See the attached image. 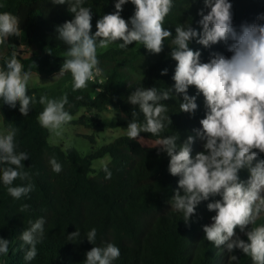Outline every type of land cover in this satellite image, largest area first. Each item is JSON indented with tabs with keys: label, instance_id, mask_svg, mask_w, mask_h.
Returning <instances> with one entry per match:
<instances>
[{
	"label": "trees",
	"instance_id": "1",
	"mask_svg": "<svg viewBox=\"0 0 264 264\" xmlns=\"http://www.w3.org/2000/svg\"><path fill=\"white\" fill-rule=\"evenodd\" d=\"M116 0H85V6L91 7L92 32L96 31V21L104 14L115 12ZM232 4L233 27L239 31L242 24L254 23L260 14H264V0H229ZM173 8L165 20L164 27L175 36L177 24H190L198 32L202 26L198 21L199 10L207 14L203 0H173ZM68 5H54L51 0H0V13L9 12L19 17L22 34L9 37L0 45V68L11 58L15 49L17 59L28 70L41 75L58 74L63 62V53L67 45L57 39V27L73 19L67 11ZM134 13L130 2L123 6L122 18L129 20ZM264 24V20L259 21ZM171 37L164 41L160 54L149 53L142 45H129L119 50L114 44L108 50L98 49L99 67L102 73L95 83L82 91H71V75L66 73L62 81L70 82L67 88L58 81L50 85H38L28 88V95H34L38 101L40 95L59 98L68 92L69 105L66 110L78 112L87 109L116 107L124 113L122 119L97 118L81 115L74 122L92 123L99 127L127 126L131 112L136 106L131 105L127 97L136 87L170 88L176 62L169 56ZM33 46L27 54L22 45ZM122 43V41H120ZM189 47L200 51L202 63L209 62L213 53L230 57L223 42L208 48L190 42ZM51 53H50V52ZM34 63V64H32ZM167 69L166 75H161ZM103 89L97 92L96 89ZM189 96H196L198 105L194 114L179 112L182 95L164 101L169 108L172 124L162 136L177 135L182 143L189 135L195 136L194 129L201 127L206 108L202 94L197 95L194 87H189ZM77 96L84 99L77 100ZM27 117L16 109H10L0 100V117L7 128L18 129L16 135L17 151H25L29 159L23 163L29 172L34 190L28 197L15 200L7 194L0 183V238L9 240V251L0 254V264H83L86 252L94 246L90 244L85 233L93 227L97 229L96 246L114 243L120 248L121 255L114 264H229V256L239 259L231 264H251L249 257L241 250L229 253L226 245L214 247L204 239L203 226L211 224L215 212L206 208L208 202H201L191 221L186 224L179 213L171 211L167 202L177 189L179 177H173L168 171L169 157L165 153L157 155V137L141 133V138L130 140L126 134L117 136L112 141L93 146L91 151L83 153L76 147H66L62 143L49 140L50 133L41 128L37 122L43 105L35 103L30 106ZM138 111V108H136ZM143 119V115H140ZM95 144V138L90 137ZM202 141L198 138L193 144V156L202 151ZM109 155L110 160L95 165L98 158ZM53 156L62 165L59 174L52 172L49 160ZM258 159H264L261 154ZM255 163V162H254ZM112 172L111 179H105L103 167ZM240 179L249 178L247 170H241ZM28 181L17 179L14 186L24 185ZM182 192V190H181ZM22 204H29L30 209L20 212ZM45 219V235L37 244L38 255L33 261L23 259L27 245L21 248V233L30 227L29 221ZM264 225V213L255 225ZM79 229L80 241H68L67 235ZM237 235L247 242V236L237 229Z\"/></svg>",
	"mask_w": 264,
	"mask_h": 264
},
{
	"label": "clouds",
	"instance_id": "2",
	"mask_svg": "<svg viewBox=\"0 0 264 264\" xmlns=\"http://www.w3.org/2000/svg\"><path fill=\"white\" fill-rule=\"evenodd\" d=\"M134 5V13L125 20L121 16L126 3ZM54 5L67 4V11L73 19L58 26L57 39L66 44L62 54L63 62L57 76L71 75V91L77 92L95 83L101 75L99 50H108L116 45L125 50L129 45H142L151 54H160L164 41L171 37L169 56L176 62L174 85L166 89L136 87L127 97L136 106L127 124L126 136L130 140L148 133L157 137V155L165 153L170 159L168 171L171 176L179 177L177 189L167 201L171 211L179 213L188 224L196 213L197 206L208 202L206 208L215 212L211 224L203 226L204 239L214 247L226 245L229 253L239 249L249 257L251 264H264V225H255L264 212V14L256 22L242 24L237 31L233 27L232 4L229 0H203L207 14L201 9L198 21L202 31L198 32L190 24H177L175 36L164 27L165 20L174 4L173 0H116L115 12L104 14L96 21V31L92 32V9L85 6V0H51ZM22 29L19 17L9 12L0 13V45L9 37H20ZM193 40L205 48L223 42L226 57L213 53L209 62L202 63L200 51L189 47ZM122 41V43L120 42ZM50 52V51H49ZM51 53V52H50ZM34 64V63H32ZM35 65V64H34ZM163 69L161 75L167 74ZM32 78L31 65L25 70L17 59L15 49L11 58L0 68V100L10 109H16L24 117L29 115L31 105L39 103L43 110L37 116L41 128L55 137H62L65 128L73 120L66 105H69L68 92L59 98L28 95L29 81ZM202 94L206 113L200 119V128L194 129L195 136L189 135L178 143L179 136H162L172 124L168 105L164 103L173 96L182 95L179 112L194 114L198 108L196 96H189V87ZM103 89L97 88V92ZM77 100L84 99L77 96ZM143 119H140V115ZM18 129L12 126L0 134V183L7 194L15 200L28 197L35 185L29 172L25 171L24 161L29 159L25 151H17L16 135ZM202 141V151L193 156L196 139ZM255 162V163H254ZM52 172L59 174L62 165L53 156L49 160ZM241 170H247L249 178L240 179ZM105 179H111L112 172L103 167ZM28 181L14 186V181ZM182 190V192H181ZM29 204H22L19 211L26 212ZM20 240L24 251L23 259L33 261L38 255L37 244L44 239L45 219L29 221ZM237 229L247 236V242L237 235ZM79 229L67 235L68 241H80ZM86 240L94 245L86 252L83 264H114L121 252L114 243L96 246L97 229L85 233ZM9 240L0 238V254L9 251ZM235 255L229 256V264L238 261Z\"/></svg>",
	"mask_w": 264,
	"mask_h": 264
},
{
	"label": "rangeland",
	"instance_id": "3",
	"mask_svg": "<svg viewBox=\"0 0 264 264\" xmlns=\"http://www.w3.org/2000/svg\"><path fill=\"white\" fill-rule=\"evenodd\" d=\"M22 48H24L27 51L26 53L29 54L32 51L33 46L25 42L22 45ZM55 76L56 74L47 76L32 72V78L29 81V88L38 85H50L52 83L62 81L61 76ZM62 82L64 88H67L70 85L69 81L63 80ZM70 114L73 116V120L79 118L81 115L90 118L94 116L97 118H111L114 120L124 118V113L116 107L94 108L90 110L82 107L78 112ZM73 120L69 125L66 126L62 137H55L50 134L49 140L53 143H62L66 147L73 146L81 150L83 153H88L91 151L93 146L96 148L100 147L101 145L112 141L117 136L126 134L127 126L121 125L99 127L92 123L74 122ZM5 128L6 127L3 125L2 119L0 117V134L4 133ZM91 136L95 138V144L92 142L90 138ZM110 159V156L107 155L105 157L96 159L94 164L101 165L108 162ZM262 195H264V193H262ZM263 213L264 212H262L260 215Z\"/></svg>",
	"mask_w": 264,
	"mask_h": 264
}]
</instances>
